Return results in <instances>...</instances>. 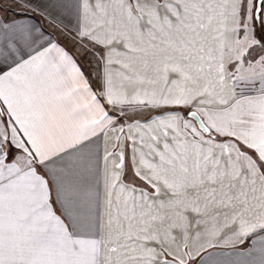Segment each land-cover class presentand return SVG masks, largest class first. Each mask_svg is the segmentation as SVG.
Masks as SVG:
<instances>
[{
  "label": "snow or ice",
  "instance_id": "1",
  "mask_svg": "<svg viewBox=\"0 0 264 264\" xmlns=\"http://www.w3.org/2000/svg\"><path fill=\"white\" fill-rule=\"evenodd\" d=\"M0 264H264V0H0Z\"/></svg>",
  "mask_w": 264,
  "mask_h": 264
}]
</instances>
